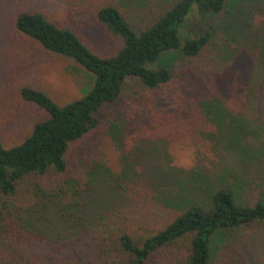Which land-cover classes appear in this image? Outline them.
Here are the masks:
<instances>
[{
    "label": "trees",
    "instance_id": "obj_1",
    "mask_svg": "<svg viewBox=\"0 0 264 264\" xmlns=\"http://www.w3.org/2000/svg\"><path fill=\"white\" fill-rule=\"evenodd\" d=\"M258 1L176 0L140 29L118 5H103L96 12L97 21L120 43L109 55L98 53L72 26L59 25L41 11L17 13L14 26L18 33L46 52L78 63L93 75L94 82L82 96L64 104L41 89L21 87V97L48 115L11 147L3 144L0 133V264H35V259L23 257L17 248L23 242V230L54 245L46 259L41 257L40 264H212L225 248L222 242L236 230L264 221V198L241 201L235 187L220 179L214 186L211 183L202 202L182 204L172 219L152 232L136 233L127 219L135 220L122 216L120 229H107L105 238L100 239V228L95 224L97 214L113 206L112 202L105 203L101 193L111 195L103 189L105 183L111 186L107 181L114 183V188L120 181L129 184L139 202L142 196L151 195L148 213L167 205L172 189L182 191L177 182L179 167L191 164L192 159L181 142L191 147L200 129L211 123L212 114L222 120L226 93L236 94V89L232 90L235 84L226 88L222 82L226 76L230 77L225 78L226 85L230 79L237 80L232 76L241 80L237 73L217 68L216 74L203 71L205 81L191 86L201 71L199 59L208 51L211 59L223 64L217 55L225 48L217 47L213 24L185 40L182 28L196 5L199 13L221 18L223 28L219 27L218 35L224 40L235 41L238 47L254 42L250 48L259 52L264 49V33L254 37L248 31L250 19L245 18L247 8ZM228 48L225 52L231 53ZM169 55L178 57L179 64H174ZM131 79L144 88L141 91H147L130 97L127 109L125 104L120 108L118 104ZM133 110L139 113L135 118L137 131L153 129L150 132L156 133L154 136L167 135V153L175 157L179 167L161 162L149 166L139 160L138 154L137 167L131 166L135 169L124 167L125 159L136 150L126 151L124 137L131 130ZM246 127L252 131L249 123ZM149 139H142L144 146L151 147ZM104 140L122 147L119 178L103 164V156L90 160L102 153ZM181 157H186V164L180 162ZM115 190H119L114 189L118 196ZM67 242L75 246L65 249ZM219 264H230L228 254Z\"/></svg>",
    "mask_w": 264,
    "mask_h": 264
},
{
    "label": "rangeland",
    "instance_id": "obj_2",
    "mask_svg": "<svg viewBox=\"0 0 264 264\" xmlns=\"http://www.w3.org/2000/svg\"><path fill=\"white\" fill-rule=\"evenodd\" d=\"M174 1L176 0H0V133L3 144L11 147L20 143L32 131L35 123L48 115L37 104L21 97L20 89L23 85L41 89L58 103L64 104L82 96L94 82L93 75L78 63L46 52L40 45L18 33L14 26L18 12L41 11L59 25L72 26L98 53L109 55L120 43L97 21L96 12L101 6L118 5L133 25L140 29ZM241 1L244 3L250 0H235L236 3ZM196 9L194 5L191 13L195 12L182 28L183 40L196 37L198 33L215 25L212 30L216 31L217 47L224 45L222 47L226 49L229 45L228 49L232 52L228 53L223 49V52L217 55L225 62L222 64L220 60L215 62L211 59L212 54L210 53L209 57L207 51L199 59L198 66L201 71L193 79L191 86H198L201 81H205L206 73L203 71L216 74L217 68H222L221 71L237 73L241 78L238 81L237 76H232L237 80L230 79L226 85L225 78H230L226 76L222 82V86H227L226 88L235 84L232 90L236 89V94L226 93L227 104L223 103L222 106L225 110L222 120L215 119L212 114L211 123L200 129L201 133L194 138L192 145H189L191 147H187L186 142H181V146L186 152L189 151L192 159L191 164L185 166L176 164L175 157L171 155V158L167 153V135L162 133L163 136H154L156 133L150 132H154L153 129L144 133L135 129V118L139 113L133 110L131 130L125 133L124 137L126 151L130 152L134 148L136 150L132 152L135 153L134 157L130 154L125 159L124 167H137L136 154L140 161L149 166H158V162L178 165L181 170L177 182L182 191L176 186L177 190L172 189L173 191L167 194V205L148 213L146 209L151 207V195L142 196L139 202L138 195L135 197L131 194L129 184L120 181L114 188V183L107 181L112 187L105 183L103 189L106 194L111 195L106 197L101 193L106 199L105 203L112 202L113 206L109 210L100 211L95 218V224L100 228V239L105 238L107 229L110 232L120 229L123 224L122 216L135 220L127 219L132 223L131 226L136 228V233H144L146 230L152 232L172 219L181 210L182 204L193 200L202 202L211 183L214 186L220 179L227 180L235 187L241 201L251 202L256 198H264V49L257 52L250 48L254 42L251 45L247 42L245 47H238L235 41L224 40L222 35H218L221 32L219 27L223 28V22L220 25L221 18L199 13ZM232 14L229 12L228 16ZM245 18L250 19L248 31L254 37L264 33V0L251 4L247 8ZM172 59L174 64H179L178 57ZM156 65L158 64L154 67ZM187 85L189 86V82ZM141 89L144 88L136 80H129L118 107L121 108L125 104L127 109L130 97L137 98L140 92L147 91ZM245 122L250 124L252 131H248ZM148 132L150 135H147ZM120 136L122 132H119ZM143 138H151V147L144 146ZM140 143L142 144L139 146ZM102 145V153L91 156L90 160L103 156V164L114 170L115 176L119 178L124 160L121 155L122 147L108 140H104ZM169 157L171 161L168 160ZM179 160L181 163L187 162L186 157ZM114 189L119 190V193L115 190L118 196H115ZM22 234L23 242L17 248L23 257L35 259V264H40L41 257L46 259V254H51L54 246L52 243L44 242L38 234L32 236L24 230ZM226 240L222 242L225 248L220 250L212 264H219L224 254H228L230 264H264V221L238 229ZM65 246L66 249L75 245L67 242ZM36 254L39 256L36 257Z\"/></svg>",
    "mask_w": 264,
    "mask_h": 264
}]
</instances>
